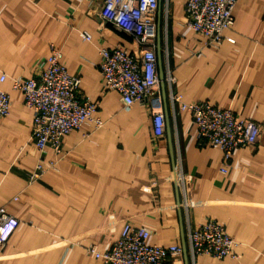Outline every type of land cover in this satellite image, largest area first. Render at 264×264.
<instances>
[{"label":"crops","instance_id":"crops-1","mask_svg":"<svg viewBox=\"0 0 264 264\" xmlns=\"http://www.w3.org/2000/svg\"><path fill=\"white\" fill-rule=\"evenodd\" d=\"M235 1L233 27L211 47L189 27L186 0H160L158 67L164 75L168 67L174 82L160 84L166 133L156 138L148 103L125 109L119 93L105 89L100 49L137 46L102 17L103 0H0V88L12 100L0 118V208L19 220L0 264H104L87 246L107 249L126 223L147 227L150 244L187 249L188 232L208 219L238 241V257L200 255L198 264H264V0ZM52 46L80 76L104 125L65 136L62 153L48 149L44 173L32 178L39 162L33 112L13 82L35 75ZM171 93L260 123L259 143L233 150L222 173L223 153L200 142Z\"/></svg>","mask_w":264,"mask_h":264},{"label":"built area","instance_id":"built-area-1","mask_svg":"<svg viewBox=\"0 0 264 264\" xmlns=\"http://www.w3.org/2000/svg\"><path fill=\"white\" fill-rule=\"evenodd\" d=\"M87 1L92 3L94 0ZM159 4L160 0H103L102 17L132 37L137 50L128 53L120 47H103L100 49L99 64L105 89L118 92L125 109L131 108L134 103L149 104L156 138L166 133L156 40L155 14ZM235 4V0H186L187 23L195 33L206 38L208 46L218 47L226 39L225 32L234 25ZM82 37L84 40L91 39L86 32L82 33ZM61 57V51L52 46L50 55L37 63L35 75L18 77L13 82L14 88L23 93L25 105L33 112L32 139L39 162L32 178L44 173L46 167L43 160L48 149L57 155L62 153L65 136L83 125L95 129L104 125L96 114L97 105L80 91V76L70 74L61 63ZM5 79L6 76L2 75L0 81ZM164 82H174L168 67ZM171 101L173 108L178 105L191 114L200 142L223 153L222 173H227V160L233 150L253 147L260 141L262 125L249 118L238 117L230 109L214 106L210 101L184 103L181 96L174 93H171ZM11 106L10 95L0 88V118L9 115ZM56 164L50 161L49 167L55 168ZM18 225L19 220L1 207L0 248ZM149 238L147 227L126 223L107 249L101 250L90 244L86 252L104 264H198L197 257L200 255L218 259L238 257V241L215 219H208L188 232L187 249L180 244H150Z\"/></svg>","mask_w":264,"mask_h":264},{"label":"water","instance_id":"water-1","mask_svg":"<svg viewBox=\"0 0 264 264\" xmlns=\"http://www.w3.org/2000/svg\"><path fill=\"white\" fill-rule=\"evenodd\" d=\"M160 52V51H159ZM161 56H160V53L158 54V59H159V63H161V58H160ZM160 78H161V81H163V83H165L164 82V72L161 70L160 71Z\"/></svg>","mask_w":264,"mask_h":264},{"label":"trees","instance_id":"trees-1","mask_svg":"<svg viewBox=\"0 0 264 264\" xmlns=\"http://www.w3.org/2000/svg\"><path fill=\"white\" fill-rule=\"evenodd\" d=\"M213 105V104H212Z\"/></svg>","mask_w":264,"mask_h":264}]
</instances>
